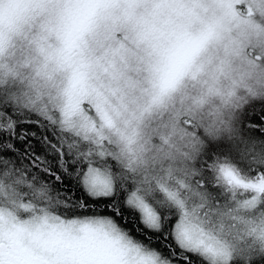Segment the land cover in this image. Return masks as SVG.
<instances>
[{
    "label": "snow or ice",
    "instance_id": "obj_1",
    "mask_svg": "<svg viewBox=\"0 0 264 264\" xmlns=\"http://www.w3.org/2000/svg\"><path fill=\"white\" fill-rule=\"evenodd\" d=\"M0 264H264V0H0Z\"/></svg>",
    "mask_w": 264,
    "mask_h": 264
}]
</instances>
